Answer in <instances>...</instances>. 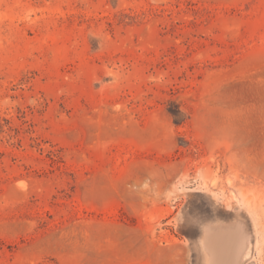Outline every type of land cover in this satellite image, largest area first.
<instances>
[{
  "label": "rangeland",
  "instance_id": "obj_1",
  "mask_svg": "<svg viewBox=\"0 0 264 264\" xmlns=\"http://www.w3.org/2000/svg\"><path fill=\"white\" fill-rule=\"evenodd\" d=\"M205 226L264 264V0H0V264H208Z\"/></svg>",
  "mask_w": 264,
  "mask_h": 264
},
{
  "label": "bare ground",
  "instance_id": "obj_2",
  "mask_svg": "<svg viewBox=\"0 0 264 264\" xmlns=\"http://www.w3.org/2000/svg\"><path fill=\"white\" fill-rule=\"evenodd\" d=\"M230 233L231 232H225L223 235H220V236H212V233H210V232H207V237H206V243L207 244H216V243H224V244H227V241H228V235H229V237H230ZM246 237H244V239H242L239 243H237V245H239V249L241 250V252L242 251H245V249H247L248 247H247V245H248V243H246V239H245ZM237 242H238V240H237ZM217 245V244H216ZM222 245V244H221ZM227 245H230V243H228ZM233 245V244H232ZM205 246V245H204ZM210 245H208V247H209ZM219 246V245H218ZM230 247V246H229ZM207 248V247H206ZM229 249H231V248H229ZM228 249V247L227 246H225V247H217V248H214L213 250H212V255H211V257H210V259L208 260V264H216V261L219 259L220 260V258H222V257H224V256H227V255H233V253L230 251ZM237 250H238V248H237ZM237 250H235V251H237ZM207 251V250H206ZM208 251H210V249L208 250ZM238 252V251H237ZM236 252V254L238 255V253ZM241 252H240V254H241ZM245 257L248 255V253H247V251L245 252ZM208 256V255H207ZM244 257V258H245ZM233 258H235V255H234V257ZM233 258H232V260H233ZM231 259V258H230ZM241 259H242V257H241ZM236 260V259H235ZM222 261H223V259H222ZM225 261V260H224ZM223 261V262H224ZM220 262V261H219ZM231 262V261H230ZM234 262V261H233ZM221 263V262H220ZM239 263V261L237 260V264ZM225 264H227V263H225Z\"/></svg>",
  "mask_w": 264,
  "mask_h": 264
},
{
  "label": "crops",
  "instance_id": "obj_3",
  "mask_svg": "<svg viewBox=\"0 0 264 264\" xmlns=\"http://www.w3.org/2000/svg\"><path fill=\"white\" fill-rule=\"evenodd\" d=\"M207 229H212V230H214V231H216L215 229H213L212 227H209V226H205L204 227V237L203 238H201V240L196 244L197 245V247H199L200 248V251H201V253H202V255H203V260L204 261H207L208 262V260L210 259V257H211V255H212V250L214 249V248H217V247H225L227 244H224V243H216V244H207L206 243V240H205V233H206V230ZM222 244V245H221ZM205 245V246H204ZM208 245H210L209 247H208ZM219 245V246H218ZM207 247V248H206ZM210 249V251H208ZM207 250V251H206ZM208 255V256H207Z\"/></svg>",
  "mask_w": 264,
  "mask_h": 264
}]
</instances>
